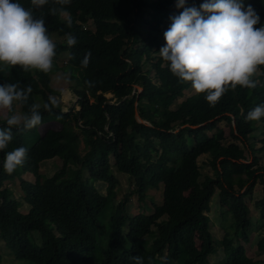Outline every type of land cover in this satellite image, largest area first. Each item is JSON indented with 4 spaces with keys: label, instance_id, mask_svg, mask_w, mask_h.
Instances as JSON below:
<instances>
[{
    "label": "trees",
    "instance_id": "1",
    "mask_svg": "<svg viewBox=\"0 0 264 264\" xmlns=\"http://www.w3.org/2000/svg\"><path fill=\"white\" fill-rule=\"evenodd\" d=\"M13 2L43 18L50 37L66 36L65 43L54 42L55 52H68L66 64L81 104L79 110L64 111L59 105L47 111L43 105L59 95L50 72L24 71L21 66L0 71V84L31 86L27 104L17 102L22 113L37 96L42 99L41 124L30 130L13 128L12 141L0 150V238L14 257L26 264H135L136 255L143 264H210L218 245L209 212L218 190L219 204L227 208L224 214H232L235 231L225 232L220 242L225 259L218 264H264V259L249 256L239 241L248 242L254 227L247 197L253 196L258 180L264 181L258 155L264 139L258 148L249 143L264 117L245 119L264 104V78H252L254 88L229 86L215 107L205 93L177 103L192 83L179 81L159 53L164 46L161 26L183 11L177 0H71L64 6L65 17L55 0L42 7H34L31 0ZM201 3L188 0V6ZM244 3L260 15L256 27L264 25V0ZM70 36L77 40L74 46L67 43ZM145 58L154 75L145 70ZM137 85L142 87L139 93ZM137 111L149 124L136 119ZM49 122L61 127L41 133L40 126ZM221 122L230 125L231 140ZM5 127L6 119L0 121V128ZM18 147H26L28 157L9 175L3 168L5 155ZM203 154L211 155L215 176L201 180L198 158ZM55 157L62 166L47 177L40 172L41 162ZM114 168L128 174L133 186L118 203L120 180ZM23 172L35 176L20 182L30 206L27 212L20 210L22 200L6 184ZM96 181L107 183L105 195ZM161 187L162 201L151 212H129L130 195L138 193L144 201L151 188ZM256 205L264 218V197ZM258 246L264 250V237Z\"/></svg>",
    "mask_w": 264,
    "mask_h": 264
},
{
    "label": "clouds",
    "instance_id": "2",
    "mask_svg": "<svg viewBox=\"0 0 264 264\" xmlns=\"http://www.w3.org/2000/svg\"><path fill=\"white\" fill-rule=\"evenodd\" d=\"M71 0H55L63 14L64 6ZM34 7H42L49 0H31ZM183 11L170 17L172 23L164 32L166 44L159 50L171 73L181 82H191L196 93H205V99L215 107L221 97L237 85L256 87L252 77L264 65V25L251 4L244 0H203L188 6V0H177ZM56 14L57 9H51ZM74 46L77 40L67 41ZM56 45L47 34L43 18H35L32 11L13 0H0V71L7 66H21L24 71L39 70L47 74L53 68ZM87 58L82 62L87 67ZM32 93L17 83L0 84V110L5 111L6 125L0 128V150L7 148L13 139L12 129L30 130L41 124V105L31 104L27 113L14 112V104H27ZM60 100L49 97L43 105L51 111ZM264 117V104L250 110L248 121ZM28 157L26 147L7 152L3 162L6 173L11 175L22 167ZM135 264H143L139 255L132 257Z\"/></svg>",
    "mask_w": 264,
    "mask_h": 264
},
{
    "label": "rangeland",
    "instance_id": "3",
    "mask_svg": "<svg viewBox=\"0 0 264 264\" xmlns=\"http://www.w3.org/2000/svg\"><path fill=\"white\" fill-rule=\"evenodd\" d=\"M67 14L64 13L63 16L65 17ZM171 23L165 22L161 28L164 30V32L170 27ZM87 28L92 30L94 29V24L92 20H89L87 24ZM53 42L57 43H65L67 38L66 36H60L58 34H52L50 37ZM162 42L164 45L166 44L164 36L162 37ZM68 52H62L60 54L55 55L53 59V68L50 72L51 75V86L56 88L59 91V95L55 94L52 95L53 98H56L60 100V106L64 111H69L71 108H74L75 110H79L81 107V104L79 102V99L77 95L73 92L74 88V81L71 79L70 75L71 73L68 71L69 66L66 64L68 60ZM151 61L147 58H145V70H151V74L154 75V70L151 67ZM33 72L36 70H32ZM256 78L257 82H260L262 78H264V65H261L257 73L252 77ZM139 91L142 89V87L137 88ZM196 92L191 86L189 89L184 91V96L180 97L177 101V103L185 100L187 97L194 95ZM107 97H111V94H107ZM36 103L42 104V99L40 96L36 97ZM174 106V105H173ZM15 112L22 113L21 107L16 102L14 104ZM10 113H6L3 110H0V121L5 119V116ZM220 126L224 130L227 139L231 140V137L229 135L230 133V125L226 122H221ZM61 124L58 122H49L46 124H43L40 126L39 131L41 133H44L49 128H60ZM264 139V125H260V127L254 131V133L251 135L250 138V146L251 147H261L263 145L262 140ZM242 146L243 144L239 142ZM80 151L84 153V144H80ZM247 154L248 150H247ZM260 156L259 164L261 166H264V151L260 152L258 154ZM251 160V159H250ZM198 163L201 168L202 176L201 180L204 179L205 176H215V170L211 163V155L210 154H203L198 158ZM62 166V160L60 157H55L52 159H46L41 162L40 165V172H42L45 176L50 177L52 176L56 171H58ZM113 173H115L120 180V183L117 187V195L115 198V202L118 203L120 200L124 197L125 194H128L131 189H133V186L129 180V176L126 173L120 172L116 170V168L113 169ZM88 172L85 171V176H88ZM21 178H25L28 180H34L35 176L32 173L29 172H23L20 175L17 176L16 181L9 182L7 181L6 184L10 186L13 190V195L18 198L19 200H22V206L20 210L22 212H27L29 209V205L24 202L23 196L24 193L21 189L20 182ZM96 187L102 194L107 193V183L103 181H96L95 182ZM264 197V181L258 180L257 185L254 189V194L251 197H247V204L250 209V216L252 218V222L254 224V227L250 233V238L248 242L243 241V239H240L247 250V253L249 256H251L254 259H264V250L259 249V241L264 237V218L261 216L260 208L256 205L257 201L262 199ZM162 201V187L161 188H151L148 191L147 198L144 201H141L139 199L138 193H133L129 196L127 207L129 209V212L131 214H137L142 211L144 212H151L153 204L159 203ZM147 205L149 208L145 207ZM227 210V208H222L219 204V195L218 190L215 192L211 199V211L209 212V216L211 218V232L213 235V239L215 243L218 245L216 252L210 256V264H218L220 261L225 259V252L223 250V247L220 245L221 240L224 238L225 232L230 231L231 234L234 231L233 229V216L232 214H227L224 212ZM224 214V215H223ZM197 244H200V241H197ZM0 254H1V263L0 264H26L24 260H18L14 257V255L11 253L10 249L6 246L4 240L0 238Z\"/></svg>",
    "mask_w": 264,
    "mask_h": 264
},
{
    "label": "water",
    "instance_id": "4",
    "mask_svg": "<svg viewBox=\"0 0 264 264\" xmlns=\"http://www.w3.org/2000/svg\"><path fill=\"white\" fill-rule=\"evenodd\" d=\"M137 88L139 87L138 85L136 86ZM138 93H139V90L137 91ZM134 93V92H133ZM136 119L139 121V122H144V123H147V124H149L145 119H143L141 116H140V114H139V112L137 111L136 112Z\"/></svg>",
    "mask_w": 264,
    "mask_h": 264
}]
</instances>
